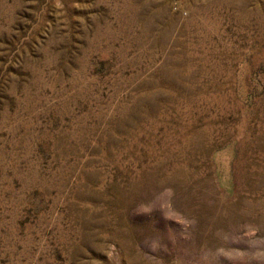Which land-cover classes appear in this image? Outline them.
I'll list each match as a JSON object with an SVG mask.
<instances>
[{
  "label": "rangeland",
  "instance_id": "rangeland-1",
  "mask_svg": "<svg viewBox=\"0 0 264 264\" xmlns=\"http://www.w3.org/2000/svg\"><path fill=\"white\" fill-rule=\"evenodd\" d=\"M0 264H264V0H0Z\"/></svg>",
  "mask_w": 264,
  "mask_h": 264
}]
</instances>
